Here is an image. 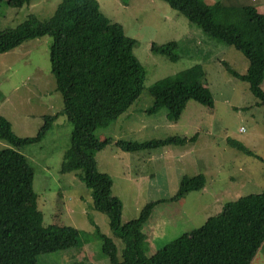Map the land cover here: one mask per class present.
Listing matches in <instances>:
<instances>
[{
	"label": "rangeland",
	"instance_id": "rangeland-1",
	"mask_svg": "<svg viewBox=\"0 0 264 264\" xmlns=\"http://www.w3.org/2000/svg\"><path fill=\"white\" fill-rule=\"evenodd\" d=\"M60 1L30 0L22 7H11L2 0L0 29L13 28L32 15L39 20L48 19ZM97 1L105 16L121 24L124 33L135 39L133 52L146 74L145 87L138 99L109 125L94 131L97 139L107 138L109 143L93 154L98 168L111 176L112 193L122 202L121 222L136 218L147 202L161 199L152 209L158 218V233L152 240H145L142 247L145 255H152L174 238L202 225L225 202L264 191V106L258 104L259 99L252 95L247 82L234 77L223 66L226 62L243 74L248 66L246 57L233 46L207 35L167 2ZM201 1L209 5L213 2ZM263 1L252 3L260 5ZM171 40L179 44L176 61L150 49L152 42L163 44ZM51 43L52 36L44 35L0 52V115L11 122L18 136L35 135L43 114L53 115L63 109L50 69ZM194 64L204 68L213 107L190 100L176 122L167 121L164 107L156 113H146L152 96L145 88ZM261 87L264 90L262 83ZM70 130L66 116L59 114L53 128L40 141L13 148L0 139V149L13 148L24 154L33 168L32 187L44 226L70 225L87 235L98 227L113 240L117 257L122 260V240L111 231L107 215L93 207L90 190L78 172L60 170L63 152L70 145ZM195 133L196 138L183 145L133 152L124 151L114 143L118 139L144 141L169 135L190 138ZM230 140L243 143L255 155L244 154ZM168 149L178 150L174 157L177 167L163 162ZM151 152L152 159L148 156ZM196 174L206 178L202 189L173 202L175 206L163 204L176 192L183 176ZM101 244L92 235L83 246L40 254L38 263L110 264ZM250 264H264V244Z\"/></svg>",
	"mask_w": 264,
	"mask_h": 264
},
{
	"label": "trees",
	"instance_id": "trees-1",
	"mask_svg": "<svg viewBox=\"0 0 264 264\" xmlns=\"http://www.w3.org/2000/svg\"><path fill=\"white\" fill-rule=\"evenodd\" d=\"M29 1L6 0V5L22 7ZM163 1L207 35L233 46L246 57L248 66L243 74L226 62L223 66L231 75L247 82L252 95L259 99L258 104L264 106L261 87L264 15L249 5L242 7V17L231 18L220 12L218 2L209 5L201 0ZM44 35L52 36L50 69L63 109L53 115L43 114L42 124L32 136H18L11 122L0 115V139L13 148L36 143L53 128L59 114L65 115L71 135L60 170L78 172L90 190L93 207L107 215L111 231L121 238L122 260L117 257L113 240L98 227L87 235L70 225L44 226L32 187L33 168L24 154L4 148L0 149V264H39L40 254L83 246L92 235L101 240V250L110 264H250L264 244V191L225 202L218 213L209 216L199 227L184 232L152 255L143 253L144 224L161 199L147 202L136 218L121 222L122 202L112 193L111 176L98 168L93 154L109 143L107 138L97 139L94 131L124 113L145 87L144 66L133 52L135 39L124 33L121 24L105 16L97 0H61L48 19L39 20L32 15L13 28L0 29V52ZM178 48L174 40L150 45L152 52L163 54L170 61L178 60ZM145 89L152 96V104L145 112L153 114L164 107L170 122L179 120L190 100L209 108L214 105L201 64L158 79ZM196 136L195 133L190 138L169 135L144 141L118 139L114 143L124 151L133 152L183 145ZM229 142L244 154L255 155L243 143ZM205 182L203 174L183 176L168 201L202 189Z\"/></svg>",
	"mask_w": 264,
	"mask_h": 264
},
{
	"label": "crops",
	"instance_id": "crops-1",
	"mask_svg": "<svg viewBox=\"0 0 264 264\" xmlns=\"http://www.w3.org/2000/svg\"><path fill=\"white\" fill-rule=\"evenodd\" d=\"M257 1L258 0H213L212 3L218 2L220 4V12L223 15L234 18V17H242V7L245 5L252 6L258 14L264 15V1H263V4H260V5H254L252 3V2H257ZM262 84L264 85V80L262 81ZM165 147H167V146H165ZM142 150H144V149H142ZM152 152L148 154V156H151V159L153 158ZM177 152H178L177 149H168V153H166V157L164 158L163 162L177 167V164H175V161H174V157L176 156ZM159 156H162V152L159 153ZM97 166H98V164H97ZM158 166H161V163H159ZM176 188L177 187H175V189ZM176 201H178V200H176ZM173 202H175V201H167V202H163V204H165L166 206L168 205V207H172V206H175V204ZM163 212H164V208H161L160 213H163ZM154 213H155L154 210H152L150 217L148 218V220L144 224V233L146 234L145 240L147 242L149 240H152L154 238V236L158 233V230H159V228L157 227L158 218H157V216L155 217Z\"/></svg>",
	"mask_w": 264,
	"mask_h": 264
}]
</instances>
